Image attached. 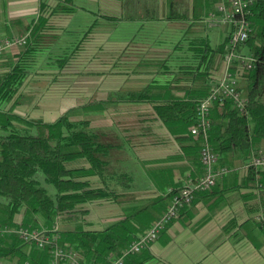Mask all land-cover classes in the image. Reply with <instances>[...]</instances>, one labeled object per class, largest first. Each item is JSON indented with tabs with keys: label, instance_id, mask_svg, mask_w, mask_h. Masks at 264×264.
<instances>
[{
	"label": "crops",
	"instance_id": "obj_1",
	"mask_svg": "<svg viewBox=\"0 0 264 264\" xmlns=\"http://www.w3.org/2000/svg\"><path fill=\"white\" fill-rule=\"evenodd\" d=\"M3 1L0 0V10L5 8L4 27L8 28L0 29V41L30 33L31 38L40 35L42 49H48L53 47L61 33H71L68 27H79L72 23L77 16L83 19L87 15L92 17V23L96 20V26L88 27L84 32L75 47L76 53L74 50L70 54L64 51L63 56H76L77 53L80 56L78 50L91 48L93 51L89 56H94L95 61L107 62V57L112 55L111 63L125 65L112 68L110 77L102 76L96 107L97 128L98 132L104 133L103 141L115 144L108 152L107 169L122 172L127 155L134 152L133 157L141 161L147 180L138 190H134L132 184L122 189L111 182L112 189L126 193V196L118 201L87 204L85 208L89 211L84 218L93 226L107 227L136 209L147 207L134 214L127 230L121 233L127 239L134 235L138 237L165 213L171 201L170 190L181 187L187 178H191L189 176L199 174L194 163H198V153L193 155L191 150L183 147V141L175 138L186 134L182 123L163 124L153 111L155 103L186 94L185 90L178 88L183 79L174 81L184 76L177 73L178 66L171 64L176 58H183L176 53L180 43L166 48L159 40L150 42L145 36L130 42L108 40L109 36L115 27L127 20H141L139 26L143 30L149 22L166 24L173 18H180L189 20L182 37L187 40L185 44L189 49L190 39L205 36L209 41L206 27L221 24L218 18L221 14L216 16L217 23L210 21V25H205L201 20L211 13L204 2L216 7L220 1L228 4V0H5V7ZM137 9L143 12L139 13ZM126 10L129 13L124 12ZM150 11L154 14L149 16ZM37 52L30 60L29 73L15 95L17 99L36 82ZM12 56L8 51L4 52L0 59L3 68L0 75L13 64L15 56ZM49 59L46 64H52V58ZM57 70L49 68L44 72L53 75ZM221 72L215 73L213 79ZM109 80L112 88L107 87ZM137 95L141 98L136 99ZM109 130L111 135L107 134ZM258 145L264 150V140ZM238 158L227 155L225 165L217 162L216 168L232 163L234 167L219 176L212 188L195 195L192 203L179 212L142 252L143 264H264V231L258 225L264 212L259 205V190L247 184L246 168L236 164ZM83 165L87 166L84 162ZM83 179L98 182L95 176Z\"/></svg>",
	"mask_w": 264,
	"mask_h": 264
},
{
	"label": "trees",
	"instance_id": "obj_2",
	"mask_svg": "<svg viewBox=\"0 0 264 264\" xmlns=\"http://www.w3.org/2000/svg\"><path fill=\"white\" fill-rule=\"evenodd\" d=\"M249 22L251 32L247 40L236 47L238 53L251 55L254 59L251 69L241 66L238 70L237 89L243 95V102L241 105L233 100L214 103L209 114L207 142L221 165H225L227 155L239 156L236 164L245 166L247 184L258 188L259 205L264 212V172L250 164L253 157L264 155V150L258 145L264 140V0H253ZM95 26L96 20L89 27L92 29ZM231 32L232 26L229 34L215 47L210 46L205 36L190 39L192 60L177 67V73H182L184 77L174 79H183L178 88L185 90L186 94L153 105L159 122H179L186 129V134L176 135L175 138L183 141V147L191 150L193 155L198 153V163H194L199 174L189 176L192 180L198 179L203 171L199 153L203 139L190 134V128L196 121L195 107L198 100L209 93L210 81L217 68L224 64ZM28 34L26 43L16 55L18 61H14L10 69L0 75V216L6 222H12L14 216L21 212L33 216L35 221L39 218L43 229L36 231L57 235L59 246L65 251H72L80 262L108 263L124 251L126 237L121 233L127 230L130 218L147 207L136 209L107 227L91 225L84 218L89 211L86 205L98 201H118L126 193L112 189L111 182L127 189L133 180L127 172H110L107 169L108 152L115 144L103 141L104 133L91 130L88 120H70L66 113L53 122L45 123L3 111L2 108L13 99L26 78L33 55L44 46L40 35L35 36V40ZM244 48L247 52L243 51ZM73 55L56 59L58 68ZM241 81H245L244 90H241ZM138 98L141 95H137ZM229 166L225 168L234 167V163ZM38 173H42L45 182L55 188L53 195L40 186ZM88 176H95L98 182L83 179ZM181 187L170 190L169 196ZM82 204L83 209L79 208ZM80 211H83V219L74 217L67 220L68 216ZM4 221L0 224L6 225ZM13 222L7 226H23L18 221ZM258 225L264 231V218ZM145 250L129 255L125 264H143L141 254ZM110 254L112 256L109 257ZM0 259L48 264L49 247L37 248L22 241L16 234L5 235L0 239Z\"/></svg>",
	"mask_w": 264,
	"mask_h": 264
},
{
	"label": "rangeland",
	"instance_id": "obj_3",
	"mask_svg": "<svg viewBox=\"0 0 264 264\" xmlns=\"http://www.w3.org/2000/svg\"><path fill=\"white\" fill-rule=\"evenodd\" d=\"M5 2L6 1L4 0L3 1L4 7L6 5ZM204 6H206V8H209L211 10L210 15H204L203 18L201 19L205 22V25H210L211 22L213 23L216 22V18H217L216 16L218 15L220 16V14L222 16V18L221 16L218 17L220 19L219 23H221L219 27H206L207 28L206 33L209 38V44L211 47H214L224 39V37L229 33L231 28L230 24L224 22L223 20L224 12L218 11L219 10L218 7L220 6L224 7V9L228 8V4L224 3L223 1H220V4L214 7L212 4L204 2ZM2 9L3 11L0 10V29L8 28V27H4L6 21L4 22L3 14H5L6 11L5 8ZM141 10L142 9H137V12L139 11L143 12ZM150 10L155 11L154 9H150ZM151 11L149 12V16L150 14H154V12ZM175 11L178 10L175 9ZM124 12L129 13L128 10ZM143 15L144 13H142L141 16ZM92 20H93L92 17H89L87 15L83 17V19L77 16L75 20L72 21V23L73 25H77L79 27H68L71 30V33L69 34L61 33L59 39L54 43L53 47L48 49H42L41 51L37 52L36 65H35L37 68L34 70L36 82L34 83V85H32V87L30 88L28 87L25 89V94L19 96L20 100L17 99V97H15L14 95L13 99L10 102H8L4 106V108H2L3 111H8V112L15 111L14 114H16L17 116L23 119L29 120L31 118H34L35 120L39 119L45 123L53 122L59 116L66 113L70 120H80V119L88 120L90 129L91 130L94 129L97 132L99 131V129L97 128L98 125H97V117H96L97 116L96 107H97V102L99 100L98 89L102 87V82H103L102 76L104 75L105 78L110 77L112 68H117V67L122 68L125 65L119 62L111 63L110 57H112V55H109V57H107L108 60V61L106 60L107 62H101L98 60L95 61L94 56H89V53L93 51L91 48H84L81 49V51L78 50V52H81L82 55L79 56V54L77 53L76 56H73L72 58L66 60L63 63L62 67L58 68V62L55 61V59L62 58L64 51L70 54L75 49V47L79 45L78 42L80 41L79 39H81L84 32L91 25ZM140 22L141 20H127L126 22H122V24H120L118 27H115L112 30L108 40L130 42L132 40L137 41L138 38L145 36V38L147 40H150V42L157 43V40H159L160 45H163L166 48H169L170 46L173 47L178 43H180L179 44L180 47L176 49L177 50L176 53L183 55V58H180V60L179 59L177 60L176 58L174 61L175 63L172 61L173 63L171 64L180 66L190 63V61L192 60L191 58L193 55V50L188 49L187 48L188 45L185 44L187 40L182 39L184 35V29L189 24V20L173 18L166 24H159V23L154 24V22H149L150 24L145 25L143 27V30L142 27L139 26ZM138 30L139 32H137ZM136 35L138 37H136ZM28 37L29 34L28 36H26V41ZM7 51L9 55L13 54V56H15L14 61H18L15 54L20 51V47L9 48L7 49ZM243 51L247 52V49L244 48ZM3 55L4 53L0 56V59L3 57ZM59 55L61 56V58L58 57ZM49 58H52V64H46V62L50 60ZM49 68L51 69L58 68L57 72L53 74L54 76L47 75L44 72ZM0 69L3 68L0 66ZM9 69L10 67H8V70ZM223 70H224V64L218 67L216 71L217 73H220ZM240 86H241V90L242 89L244 90L245 81H241ZM104 87L106 86L104 85ZM107 87L112 88V84L110 83V80ZM29 93H32V95ZM240 96L241 99H243V95L241 94V92H240ZM109 129L114 130L112 127H109ZM110 130L107 132L108 135H111ZM134 154H135L134 152H131L130 154L127 155L126 161L123 163L122 165L123 169H121V171L122 172L125 171L133 175L131 187L134 190H138L143 187L144 180L147 179L144 175V171H143L144 167L141 161L135 159L133 157ZM202 175H203V171H202ZM37 179L39 180L40 186L44 187L49 195H53L55 193V188L52 185L45 182L42 173L37 174ZM79 208L83 209V204ZM81 212L83 211H80L75 215L68 216L67 220L74 217L83 219L82 218L83 213ZM263 218L264 217L261 216V219H259V221H261ZM3 221L4 220L0 216V223H2ZM13 221L15 222L18 221L25 228H28L30 230L43 229L41 219L38 218L37 221H35L33 216L26 213L21 212L20 214L14 216ZM13 221L12 222L4 221L6 222L5 223L6 225L4 226L13 224L14 223ZM135 239H136L135 235L128 239L126 238L125 239L126 241L124 243L125 245L123 247L127 246L129 242ZM126 248L127 247H125L124 249ZM128 256L129 255H127L125 259Z\"/></svg>",
	"mask_w": 264,
	"mask_h": 264
},
{
	"label": "built area",
	"instance_id": "obj_4",
	"mask_svg": "<svg viewBox=\"0 0 264 264\" xmlns=\"http://www.w3.org/2000/svg\"><path fill=\"white\" fill-rule=\"evenodd\" d=\"M253 0H228V8L218 7L223 11L224 22L232 26V32L227 43V53L224 59V70L220 76L210 81L209 93L198 100L195 124L190 128L192 136H200L203 142L200 147V160L203 166V175L198 179L188 178L184 185L171 196V202L165 213L155 221L143 234L133 240L122 255L105 264H125L127 255L141 252L154 242L165 227L176 218L179 211L192 203L195 194L203 192L215 185L217 177L227 173L225 167L216 168L217 156L207 142V132L210 128L209 114L216 102L233 100L241 105L238 86V70L241 66L246 69L253 67L254 59L251 55H244L236 51V47L247 40L251 32L249 16ZM26 34L20 38L4 39L0 42V56L9 48L21 47L26 43ZM238 63V64H237ZM250 164L264 172V155L253 157ZM16 234L22 241L30 243L37 248L49 247L50 260L48 264H91L80 262L72 251L63 250L58 244V236L43 231L30 230L21 225L17 227L4 226L0 224V239L5 235ZM0 264H29L7 262L0 259Z\"/></svg>",
	"mask_w": 264,
	"mask_h": 264
},
{
	"label": "bare ground",
	"instance_id": "obj_5",
	"mask_svg": "<svg viewBox=\"0 0 264 264\" xmlns=\"http://www.w3.org/2000/svg\"><path fill=\"white\" fill-rule=\"evenodd\" d=\"M24 227V226H23Z\"/></svg>",
	"mask_w": 264,
	"mask_h": 264
}]
</instances>
